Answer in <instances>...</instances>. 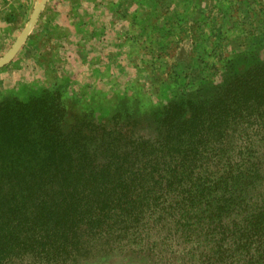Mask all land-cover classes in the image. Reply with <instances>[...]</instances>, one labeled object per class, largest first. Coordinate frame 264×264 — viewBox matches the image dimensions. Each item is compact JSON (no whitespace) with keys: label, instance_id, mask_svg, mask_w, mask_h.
<instances>
[{"label":"trees","instance_id":"obj_1","mask_svg":"<svg viewBox=\"0 0 264 264\" xmlns=\"http://www.w3.org/2000/svg\"><path fill=\"white\" fill-rule=\"evenodd\" d=\"M243 58L152 115L0 102V264H264V58Z\"/></svg>","mask_w":264,"mask_h":264},{"label":"rangeland","instance_id":"obj_2","mask_svg":"<svg viewBox=\"0 0 264 264\" xmlns=\"http://www.w3.org/2000/svg\"><path fill=\"white\" fill-rule=\"evenodd\" d=\"M158 3L147 33L133 23L146 11L141 0H0V102L47 89L67 122L92 114L106 123L117 112L152 115L192 88L188 79L205 72L218 81L228 61L264 58V0L193 1L186 28L175 21L162 36L150 29L185 4ZM147 260L126 253L107 264H154Z\"/></svg>","mask_w":264,"mask_h":264},{"label":"crops","instance_id":"obj_3","mask_svg":"<svg viewBox=\"0 0 264 264\" xmlns=\"http://www.w3.org/2000/svg\"><path fill=\"white\" fill-rule=\"evenodd\" d=\"M171 1H173V4H175V1H177V0H171ZM181 1L184 2V4H185L184 8L181 9L182 11L179 13L173 12L172 9H173L174 5H172L171 6V12H170L171 15H169L171 17H167V21H166V23H163V25L154 24L153 27L150 29L151 32L160 33V35L162 36L164 33H162L161 31H164L166 25L173 24V23H175V21H178L179 25H182L184 28H186L185 26H187V25H184V24L187 22L186 20L188 18L189 8L191 6V3L193 1L195 2L196 0H191V1L190 0H181ZM215 1H217V0H215ZM220 1H227V0H220ZM210 4H211V0H210ZM159 5L160 4L158 3V0H141V8L145 9L146 11H145V13L143 12L144 16L133 21V23L135 25L139 26L140 32H147V30H148L147 27H149V25L152 24L151 19H156L158 16L161 15V11L158 10ZM108 12H112L111 7H109ZM128 15H133V14L129 10H124V16H128ZM169 19H170V22H169ZM158 28H159V30H158Z\"/></svg>","mask_w":264,"mask_h":264}]
</instances>
